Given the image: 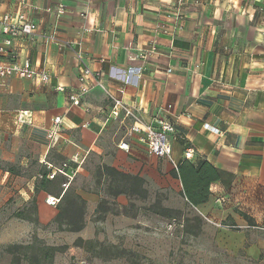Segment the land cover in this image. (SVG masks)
Instances as JSON below:
<instances>
[{
  "label": "crops",
  "instance_id": "crops-1",
  "mask_svg": "<svg viewBox=\"0 0 264 264\" xmlns=\"http://www.w3.org/2000/svg\"><path fill=\"white\" fill-rule=\"evenodd\" d=\"M5 16H23L35 31L15 39L4 59H27L50 79L9 78L0 88V214L14 208L13 219L31 224L15 214L35 197L37 224H52L57 210L45 200L56 196L34 195V187L63 164L86 216L100 201L122 208L152 188L179 194L170 176L177 165L205 161L227 178L210 185L207 203L189 208L224 229L216 237L230 251L225 258L264 264V231L250 240L264 226V0H0V22ZM78 56L99 77L72 106ZM113 99L134 107L144 125L173 127L171 161L148 155L130 120L108 118ZM105 168L142 180L141 194L115 197Z\"/></svg>",
  "mask_w": 264,
  "mask_h": 264
},
{
  "label": "rangeland",
  "instance_id": "rangeland-1",
  "mask_svg": "<svg viewBox=\"0 0 264 264\" xmlns=\"http://www.w3.org/2000/svg\"><path fill=\"white\" fill-rule=\"evenodd\" d=\"M80 184L78 179L76 186ZM106 204L103 219L97 220L95 211L86 214L79 233L58 231L54 224H23L11 217L16 209H4L0 214V264H27L24 252L49 247L57 250L52 264H254L249 259L225 258L223 252L230 251L225 240L216 237L224 229L203 219L170 188H152L144 198H131L126 207ZM162 208L170 210L168 217L155 213ZM11 220L16 222L7 223ZM172 222V231H166ZM262 233L253 230L250 240L257 241ZM77 239L93 244L76 246ZM9 245L38 249L11 255L6 251Z\"/></svg>",
  "mask_w": 264,
  "mask_h": 264
},
{
  "label": "trees",
  "instance_id": "trees-1",
  "mask_svg": "<svg viewBox=\"0 0 264 264\" xmlns=\"http://www.w3.org/2000/svg\"><path fill=\"white\" fill-rule=\"evenodd\" d=\"M105 175L109 177L111 184L114 183L117 186L115 190V197L120 194H124L129 197L138 196L141 194L140 186L142 180L137 177L117 173L112 169L105 168ZM170 176L173 179L179 181L181 185V191L179 195L184 200L185 204L190 208H197L208 202L210 197V185L216 182H222L227 175L215 168L205 161H199L197 164H192L187 160H184ZM229 177V176H228ZM68 179L65 176H56L52 181L46 180V174L42 175V178L38 184L34 187V195L39 192H45L46 194H53L59 199L58 204L55 206L57 215L55 216L52 224L56 225L58 231L79 233L85 227V211L86 202L76 193L75 189L68 184ZM110 184V185H111ZM67 188L64 189V186ZM107 211V204L105 201H100L96 207L95 213L97 220H102ZM170 210L161 209L155 211L156 214L162 217H168L167 214ZM36 212V200L32 198L28 208L17 212L15 217L25 219L29 222L37 224L34 217ZM93 242H84L81 239L75 241L76 246L92 245ZM100 245V244H99ZM34 250L33 246L22 247L18 245H9L6 247L7 253L11 255L19 254L20 250ZM39 252H24L23 259L27 264H52L56 248H39ZM17 260V258H15Z\"/></svg>",
  "mask_w": 264,
  "mask_h": 264
},
{
  "label": "built area",
  "instance_id": "built-area-1",
  "mask_svg": "<svg viewBox=\"0 0 264 264\" xmlns=\"http://www.w3.org/2000/svg\"><path fill=\"white\" fill-rule=\"evenodd\" d=\"M181 1V0H180ZM65 10L63 6H59L57 9V15H64ZM0 25L2 27L1 33L7 36L4 41L0 43V88L6 83L9 78H17L20 80L36 81L41 84H46L49 82V75L45 71H39L36 69L29 60H16L7 61L4 58L7 55L8 48L11 47L12 42L19 37H30L35 31L34 24L25 21L23 16H18L15 21L5 16ZM151 51L154 52L153 49ZM150 52H145L140 55V58H146ZM78 68L80 70L79 82L80 86L77 93L68 94V101L72 106H80V98L84 96L90 87L93 86L91 83L92 76L95 78L99 74L92 73L89 68L84 64V60L81 56L77 57ZM140 69H130L129 73L139 71ZM99 77V76H98ZM97 85L102 88V84L99 80L96 81ZM57 91L64 92V88L58 87ZM112 105L109 109L108 118L117 120L120 117L122 119H128L131 121L130 133L131 134H141V141L145 144L148 155L159 158L167 159L171 161V146L168 140L169 134L173 131V127L166 121H156L155 126L142 124L138 112L134 107L124 104L119 99H113ZM53 123L58 126L61 123L59 118H54ZM48 139L50 140V145H53L56 141L55 132H50L48 134ZM119 149L123 151H128V146L126 143H120ZM192 150L188 149L184 158H191ZM66 164H63L61 168H56L55 172H52L48 178L53 179L55 174H60L62 176H67ZM59 199L48 197L45 203L48 206H56ZM216 227H221L219 224L212 223ZM174 226V222L167 224L166 231L171 232ZM182 227V226H181ZM256 230L264 231V226L254 227Z\"/></svg>",
  "mask_w": 264,
  "mask_h": 264
}]
</instances>
